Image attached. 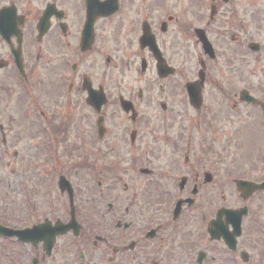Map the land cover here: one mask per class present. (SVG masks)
Segmentation results:
<instances>
[{
    "label": "flooded vegetation",
    "instance_id": "flooded-vegetation-1",
    "mask_svg": "<svg viewBox=\"0 0 264 264\" xmlns=\"http://www.w3.org/2000/svg\"><path fill=\"white\" fill-rule=\"evenodd\" d=\"M224 1H209L212 17L203 5L196 27L168 0H0V11L14 12L21 36L0 38L7 50L0 55V120L10 103L1 95L15 90L31 107L38 155L31 170L46 168L44 181L34 183L50 187L44 208L30 204L24 215L30 221L39 210L38 220L19 226L14 207L16 215L0 213V226L73 220L80 227L56 236L50 256L44 242L29 244L31 264L57 257L61 264L64 242L73 247L72 264H90L89 241L93 264H264V190L249 198L237 193L232 203L225 191L237 180L264 184V39L246 36L264 0H239L234 9ZM219 24L224 32L212 30ZM197 29L214 55L203 52ZM212 34L229 36L235 53L223 47L218 53ZM4 126L0 145L7 151L13 137ZM249 141L253 169L227 176L228 154H243ZM232 144L238 149L229 150ZM60 178L67 180L64 190ZM137 180L140 189L129 190ZM85 198L91 214L81 208ZM242 209L241 218L224 212ZM90 220L102 222L101 231L86 232Z\"/></svg>",
    "mask_w": 264,
    "mask_h": 264
},
{
    "label": "rangeland",
    "instance_id": "rangeland-1",
    "mask_svg": "<svg viewBox=\"0 0 264 264\" xmlns=\"http://www.w3.org/2000/svg\"><path fill=\"white\" fill-rule=\"evenodd\" d=\"M171 1L173 4L180 8L181 13H184L185 20L188 21L191 26L197 27L199 25V22L197 17L200 16L198 12H202V5L203 0H168ZM206 1V11L205 15H208V10L210 6V2L208 0ZM230 7H233V9L237 6L239 0H231ZM221 4V3H219ZM195 7L193 10L191 7ZM189 7V8H188ZM260 13V20H256V24L253 25V28L247 29V38L256 39L259 41H263L264 39V28L263 23H261V15H264V10L259 9ZM187 13V17H186ZM261 14V15H260ZM246 16V15H245ZM228 23L229 19L227 20H221L220 22ZM225 23V24H226ZM213 25L212 30L216 31V29L222 28L221 31L224 32L226 30V25ZM204 26V25H203ZM202 26V27H203ZM225 28V30H224ZM256 28L257 30H254ZM257 35H256V34ZM226 35H223L222 37H215L214 34L211 35V41L217 46L218 53L222 52L223 50L228 48L229 53H235V45L231 44L229 41V36L225 37ZM223 47V50L221 51V48ZM198 50V48L196 49ZM7 54V50L4 47V45L0 41V55ZM148 88H152L153 83L148 82L146 84ZM155 89V88H154ZM19 98V99H18ZM1 99L3 102H10L7 103L2 108V116L3 120H0L2 124L4 123L8 132L13 137V140L11 144L9 145V148L7 151L0 145V213L3 214H15L12 212L13 210H16L19 212L20 221L17 222L18 225L24 226L28 222L30 224L34 223V220H38L40 218L39 215L40 211L38 210L35 212V216L32 217L31 220L28 221L24 215H27L29 213V205H36L37 208H41L45 206V200H43L44 196L46 197V192L50 190V187L48 185L44 184H37L34 183V177L36 178L37 182H42L43 177H45V174H43L44 167H35L34 170H31V166H36L33 164V160H36L35 158H38L37 152H34V148H32L31 143V123H29L28 119L23 115V110L25 107L26 99L22 97V95L15 92L12 93L11 96L8 98L6 95H1ZM17 100V101H16ZM16 104H19L18 106H15ZM5 104V103H4ZM28 105V104H27ZM29 106V105H28ZM10 118L14 119L13 121H10ZM20 135V138L15 140V136ZM22 136V137H21ZM253 142H245L243 143V154H238L235 152H230L228 154L227 158V176L229 177H237L242 174V172H248L253 169V161L254 158L250 157V153L253 150ZM238 149V147L235 144H232L229 146V150L235 151ZM14 153H17V157H14ZM41 168V169H40ZM36 171V172H34ZM48 180V179H47ZM139 182L138 180L133 183V185L128 184V189L131 191H134V187H137ZM26 185V186H25ZM28 189L24 188L27 187ZM136 185V186H135ZM114 186H116L114 184ZM120 188H117L119 190L123 189V185H119ZM35 187V188H33ZM139 188V187H137ZM140 189V188H139ZM29 191V193H24V191ZM136 191V189H135ZM226 195L229 199V202L232 203L234 200H236L237 193L234 189V186L228 182L227 188H226ZM31 198H29V195ZM60 205L62 204V200ZM84 204H82L83 213H89L91 214V210L93 209V206L89 204L92 201L84 199ZM58 203V202H57ZM56 204V203H55ZM50 205V204H49ZM90 205V206H89ZM15 207V208H14ZM12 209V211H10ZM55 210L57 211V207L55 206ZM55 212V211H54ZM44 213V217L45 212ZM23 215V216H22ZM39 215V217H38ZM86 227L84 230L90 229L93 232L101 231L103 228L102 222H96V220H90L89 222H85ZM138 222H136V226H133V228H137ZM112 228V227H111ZM88 232V231H86ZM89 233V232H88ZM92 240V238H91ZM71 244L68 242H64L62 246H59L60 253L57 255L61 256V264H72V256H71V250L73 249ZM18 250L16 248H12L11 243L7 241H0V264H31V256L34 254L33 249L29 245H22L20 246ZM86 247H89L91 249H86ZM85 247L84 251H86L85 255L87 257V261L90 264H93V258H92V244L91 241H89L88 245ZM5 250V251H4ZM15 250V251H13ZM57 257L56 259H53L54 261H47L46 264H56L58 261ZM76 262H78L76 260Z\"/></svg>",
    "mask_w": 264,
    "mask_h": 264
},
{
    "label": "water",
    "instance_id": "water-1",
    "mask_svg": "<svg viewBox=\"0 0 264 264\" xmlns=\"http://www.w3.org/2000/svg\"><path fill=\"white\" fill-rule=\"evenodd\" d=\"M15 23H16V18L14 16V12H1L0 13V33H1V35L5 38L6 37L8 38L9 36H11L15 31V27H16ZM40 32H41V29H40ZM202 41H203L205 51H207V49H209V52L211 53V48H210L209 44L204 40H202ZM17 54H18V52H14V55L16 57H17ZM237 189L241 193V196L243 198H247L253 192H255L256 190H259L260 187L254 186V185L249 184V183H238ZM234 214H236V213H234ZM238 214H239L238 218H240V215L242 214V212H239ZM227 215H229V214H227ZM71 228H73L75 230L77 229L75 227V222L71 221L66 226H62V225L57 224L55 227H53L51 229H50L49 225L48 226L41 225V226L33 227L30 230H24V231H9L8 230V231H6L5 235H13L24 243L30 242V243L36 244L40 241H43L44 247L47 248V255H49L50 249L53 246V241H54L55 236H57L59 234H63ZM237 231H238V229H237ZM236 232H235V234H236ZM229 239L232 241L233 236H230Z\"/></svg>",
    "mask_w": 264,
    "mask_h": 264
}]
</instances>
